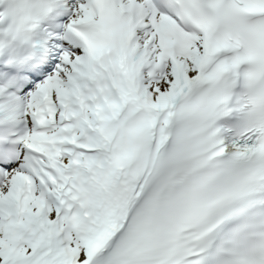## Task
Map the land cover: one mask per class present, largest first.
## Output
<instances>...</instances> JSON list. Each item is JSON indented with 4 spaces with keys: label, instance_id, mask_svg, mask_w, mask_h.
I'll use <instances>...</instances> for the list:
<instances>
[{
    "label": "snow or ice",
    "instance_id": "1",
    "mask_svg": "<svg viewBox=\"0 0 264 264\" xmlns=\"http://www.w3.org/2000/svg\"><path fill=\"white\" fill-rule=\"evenodd\" d=\"M0 264H264V0H0Z\"/></svg>",
    "mask_w": 264,
    "mask_h": 264
}]
</instances>
